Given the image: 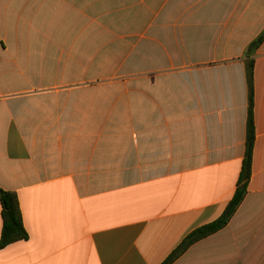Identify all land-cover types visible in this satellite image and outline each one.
Returning a JSON list of instances; mask_svg holds the SVG:
<instances>
[{
    "label": "crops",
    "instance_id": "obj_1",
    "mask_svg": "<svg viewBox=\"0 0 264 264\" xmlns=\"http://www.w3.org/2000/svg\"><path fill=\"white\" fill-rule=\"evenodd\" d=\"M263 31L264 0H0V189L29 235L0 264H163L236 192L250 60L247 195L172 264H264Z\"/></svg>",
    "mask_w": 264,
    "mask_h": 264
},
{
    "label": "trees",
    "instance_id": "obj_2",
    "mask_svg": "<svg viewBox=\"0 0 264 264\" xmlns=\"http://www.w3.org/2000/svg\"><path fill=\"white\" fill-rule=\"evenodd\" d=\"M263 42L264 31L249 45L247 49V55H252L263 44ZM247 81L249 88V109L247 119L246 149L236 192L223 213L217 219L198 227L189 235H187V237L170 254L163 264L174 263L193 244L224 229L230 223L247 195L248 186L252 175L253 155L256 141V128L254 119V60H250L247 65ZM0 202L2 205L3 215V230L0 241L1 248L18 241L27 240L29 235L23 223V217L17 194L0 189Z\"/></svg>",
    "mask_w": 264,
    "mask_h": 264
},
{
    "label": "rangeland",
    "instance_id": "obj_3",
    "mask_svg": "<svg viewBox=\"0 0 264 264\" xmlns=\"http://www.w3.org/2000/svg\"><path fill=\"white\" fill-rule=\"evenodd\" d=\"M133 67H141V68H147V64H146V61H135L133 63Z\"/></svg>",
    "mask_w": 264,
    "mask_h": 264
}]
</instances>
